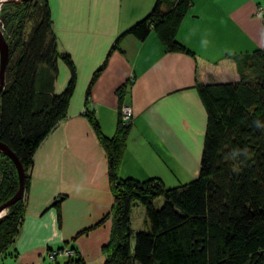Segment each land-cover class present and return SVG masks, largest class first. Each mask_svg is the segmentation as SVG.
<instances>
[{
	"label": "crops",
	"instance_id": "1",
	"mask_svg": "<svg viewBox=\"0 0 264 264\" xmlns=\"http://www.w3.org/2000/svg\"><path fill=\"white\" fill-rule=\"evenodd\" d=\"M191 1L176 34L191 53L183 54L167 53L154 33L144 41L128 33L155 0H48L58 51L75 71V90L65 118L34 154L10 264H45L49 248L70 246L83 264H104L113 196L107 157L85 108L109 138L120 104L132 109L120 176L158 178L165 185L197 176L193 159L202 150L206 114L196 85L237 80L235 59L264 49V16L257 18L264 0ZM58 69L55 94L70 79L61 60ZM58 257L63 264L69 259Z\"/></svg>",
	"mask_w": 264,
	"mask_h": 264
},
{
	"label": "trees",
	"instance_id": "2",
	"mask_svg": "<svg viewBox=\"0 0 264 264\" xmlns=\"http://www.w3.org/2000/svg\"><path fill=\"white\" fill-rule=\"evenodd\" d=\"M191 6V0H155L148 15L128 33L138 41L154 33L167 53L191 54L176 35ZM11 14L0 17V30L7 33L16 27L20 45L16 53L9 47L0 92V143L24 169L25 196L34 154L65 118L76 76L69 57L58 51L48 0L14 5ZM26 17L30 29L24 36ZM59 60L69 68L70 79L65 90L55 94ZM235 66V81L196 85L206 127L198 174L184 184L120 176L130 129L121 120L123 105L110 138L86 109L84 115L107 157L113 196L104 264H264V49L237 57ZM17 190L16 169L0 152V205ZM24 204L23 198L0 220V264L14 256L9 249L18 235ZM137 206L144 209V230L132 226L131 213ZM69 251L74 258L65 264H83L73 247ZM51 252L56 260L63 247L49 248L47 254Z\"/></svg>",
	"mask_w": 264,
	"mask_h": 264
},
{
	"label": "rangeland",
	"instance_id": "3",
	"mask_svg": "<svg viewBox=\"0 0 264 264\" xmlns=\"http://www.w3.org/2000/svg\"><path fill=\"white\" fill-rule=\"evenodd\" d=\"M25 3H27V2H24V1H20V0H6L4 3H2L1 5H0V17L1 16H4V13L5 14H11L13 11H14V5H21V4H25ZM12 6V7H11ZM4 10V11H3ZM17 9L15 8V11H16ZM12 15V14H11ZM258 17H261L260 15H257V18ZM26 19H27V17H26ZM29 22V20L27 19V23ZM26 23V25H25V27H24V36L26 35V31L28 32L29 31V29H30V23H28L27 24ZM23 30H22V36H23ZM1 31V33H2V35L4 36V39H5V41L7 42V44H8V46L12 49V51L14 52V53H16L17 51H18V48H19V45H20V42H19V36H20V34H19V31H18V29L15 27V30L12 28L11 29V31L10 32H7L6 33V30H4L3 31V27H2V30H0ZM15 55V54H14ZM229 75H232V73H230ZM233 75H235V72H234V74ZM232 78L231 77H227V79L226 80H228L227 82H229L230 80H231ZM87 89H88V87H87ZM86 89V90H87ZM85 111H87L86 110V108H85ZM85 111L83 112V114L85 113ZM130 111H131V113H132V109H130ZM121 113H123V114H126V111H125V109H124V111H123V109H122V111H121ZM122 115V114H121ZM132 117H133V114H132ZM123 118V117H122ZM131 123H132V120L130 121ZM131 123L129 124L130 126L129 127H131ZM201 153V151L198 153V158H197V156H196V158L195 159H193V161H194V165H198L199 166V164H200V154ZM180 161H178L177 159H176V163H177V168L175 169V171H179V166H180V164L181 163H179ZM29 175H30V173H29ZM189 181L191 180L190 178L188 179ZM178 181L180 182L179 184H184L185 183V181L183 180V179H178ZM174 184H176V183H174ZM15 195V194H14ZM13 195V196H14ZM12 196V197H13ZM11 197V198H12ZM10 198V199H11ZM24 198V200H25V196L23 197ZM22 198V199H23ZM53 203H57V201H55V202H53ZM158 205H160V200H159V202L157 203ZM25 205V204H24ZM50 206V210L51 209H56V207H52L51 205H49ZM138 209V210H137ZM133 213H135V219L132 221V226H133V228H134V230H144V216H145V214H144V209L141 207V206H137V207H135L134 209H133ZM137 211H139L140 212V216L139 217H137ZM7 212V211H6ZM6 212H5V214H6ZM24 213H25V209H24V211H23V216H24ZM4 214V215H5ZM23 222V221H22ZM22 224V223H21ZM136 224V225H135ZM21 227V226H20ZM17 237V236H16ZM15 241V240H14ZM71 247V246H70ZM73 248H74V246H72ZM15 246H14V242L10 245V249H9V251H10V254L11 255H14L13 257H11L12 259H14V257L17 255V251H15ZM59 247H55V248H51L53 251H56L57 249H58ZM69 250V248H66V247H64L63 248V253L65 254V251L67 252ZM74 254V253H73ZM66 255V254H65ZM42 259V258H41ZM56 259H59L58 260V262H60L61 264H63V259H62V257H56ZM48 260V256H47V259L44 261L45 262V264H55V261H49ZM5 262H8V264H10V260H5L4 261V264H6ZM2 263V262H1Z\"/></svg>",
	"mask_w": 264,
	"mask_h": 264
},
{
	"label": "water",
	"instance_id": "4",
	"mask_svg": "<svg viewBox=\"0 0 264 264\" xmlns=\"http://www.w3.org/2000/svg\"><path fill=\"white\" fill-rule=\"evenodd\" d=\"M20 1L30 2L32 0H20ZM8 60H9V46L0 31V92L4 86V75L8 64ZM0 152H2L11 159L18 176L17 192L11 199L0 205V219H1L4 216L5 212L10 207L14 206L24 197L25 172L16 155L7 146L3 145L2 143H0Z\"/></svg>",
	"mask_w": 264,
	"mask_h": 264
},
{
	"label": "built area",
	"instance_id": "5",
	"mask_svg": "<svg viewBox=\"0 0 264 264\" xmlns=\"http://www.w3.org/2000/svg\"><path fill=\"white\" fill-rule=\"evenodd\" d=\"M264 13V10L263 9H260L259 10V13L257 14V15H260L261 17H262V14ZM122 109H123V111H124V109H125V111H126V114H123V113H121L122 115H121V120H122V122H123V125L125 126V125H129L131 122V120H132V113H131V111H130V107L129 106H123L122 107ZM122 111V110H121ZM123 117V118H122ZM64 253L63 252H60V255H63ZM66 254V255H65ZM65 256L66 257H71L72 256V253L68 250L67 252L65 251ZM57 254L56 253H54V252H51L50 254H48V260L49 261H55V256H56Z\"/></svg>",
	"mask_w": 264,
	"mask_h": 264
},
{
	"label": "bare ground",
	"instance_id": "6",
	"mask_svg": "<svg viewBox=\"0 0 264 264\" xmlns=\"http://www.w3.org/2000/svg\"><path fill=\"white\" fill-rule=\"evenodd\" d=\"M5 1H6V0H0V5H1L2 3H4ZM1 215H3V214H1ZM4 216H5V215H4ZM4 216H3V217H4ZM3 217H2V218H3ZM2 218H1V219H2ZM1 219H0V220H1Z\"/></svg>",
	"mask_w": 264,
	"mask_h": 264
},
{
	"label": "flooded vegetation",
	"instance_id": "7",
	"mask_svg": "<svg viewBox=\"0 0 264 264\" xmlns=\"http://www.w3.org/2000/svg\"><path fill=\"white\" fill-rule=\"evenodd\" d=\"M73 258V256H71V258L70 259H72Z\"/></svg>",
	"mask_w": 264,
	"mask_h": 264
},
{
	"label": "clouds",
	"instance_id": "8",
	"mask_svg": "<svg viewBox=\"0 0 264 264\" xmlns=\"http://www.w3.org/2000/svg\"><path fill=\"white\" fill-rule=\"evenodd\" d=\"M73 256V255H72ZM69 258V257H68Z\"/></svg>",
	"mask_w": 264,
	"mask_h": 264
}]
</instances>
